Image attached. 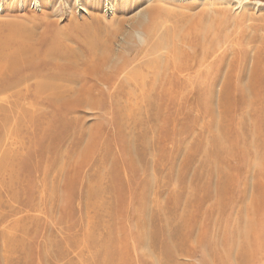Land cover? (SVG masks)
<instances>
[{
    "label": "rangeland",
    "instance_id": "1",
    "mask_svg": "<svg viewBox=\"0 0 264 264\" xmlns=\"http://www.w3.org/2000/svg\"><path fill=\"white\" fill-rule=\"evenodd\" d=\"M109 1L0 0L1 41L143 67L0 99V264L264 263V0Z\"/></svg>",
    "mask_w": 264,
    "mask_h": 264
},
{
    "label": "bare ground",
    "instance_id": "2",
    "mask_svg": "<svg viewBox=\"0 0 264 264\" xmlns=\"http://www.w3.org/2000/svg\"><path fill=\"white\" fill-rule=\"evenodd\" d=\"M244 2H245V0H244ZM34 5H37V6L39 5L38 4V0H34ZM105 6H106V8H107L108 11L111 10V7L112 6H111V3H110L109 0H106V5ZM8 34H9V36L6 37L5 40L4 39L2 41L0 40V44H1L0 45V99L1 98H9L10 99V97H12L14 99L15 98H18L19 99V98H22V97L29 96V94H31L32 96H39V95H42V94L43 95H45V94L48 95V92H50V93L51 92H54L56 94L58 92V89H60V92H61L63 90V87L64 86H67L66 84L64 86L58 85V83H59L58 81H60V80L63 81V79L66 78V74L64 73V71L66 69L64 68V65H63L64 64L63 63V60L66 61V59L69 60V61H72V63L74 62L73 64H75V65H70V67H72L74 70H77L79 74L84 73L87 78H90L91 77V80H92V78H94L93 80H95V79H97L98 76H100V80H99L100 83L101 82H106V83L114 82L116 80H122V78H124V80L125 79H132L133 81H135L138 78H140V79L143 78V72H142L143 71V67H142L141 63H139V65H134V66L130 67V63L127 62L124 59L125 61H123L121 64L116 65L115 68L111 72L108 73L107 71L101 69L102 65L104 63H106L107 61L104 62L105 60H100V56H99L98 62H97L96 59L95 58H92V56H91V54L94 55L95 53L94 54L91 53L87 57L84 56V58H81V56H80V59H77L76 56H75L76 52L72 51L73 48L70 47V46L67 47V43H66L67 36L62 35V34L57 33V32L55 33V35H56L55 39H47L46 37H44L42 39V41H44L46 43V46L43 47V48H41V49L39 47V46H41L39 44L40 41L37 42L38 37L35 36V32L32 29H23V30H19V31H16L15 30V33L12 32V33H8ZM42 35H44V33H42ZM86 44H88V43H86ZM78 48H80V47H78ZM96 49H98V48L95 47V50ZM91 51H93V50H90V52ZM96 52H98V51H96ZM119 60H121V59H119ZM75 62H77V63H75ZM140 67H142L141 68L142 70H140V71H138L137 69L135 70V68H138L139 69ZM110 68H112V67H110ZM102 71L105 73V75L102 73ZM65 72H67V71H65ZM69 73H70V71H69ZM258 75H259L258 77L256 75H254L253 77H251L250 79H248L247 80V83H245V84L246 85H249L250 88L252 87L253 90H255V91L256 90L257 91H262L263 88H264V84H263L264 72L263 73H258ZM99 82H96V84L99 83ZM134 83L137 84L136 82H134ZM70 85H71V83H70ZM75 85H77V84H75ZM81 85H83V84H81ZM246 85H245V87H242V89H241L242 95L244 97H245V92L247 90ZM48 87H49V90L46 93ZM89 88H87L88 91H89ZM80 90H82V89H80ZM50 93H49V95H50ZM74 93H77V91H75ZM101 93H103V91ZM93 95H94V93H93ZM51 96H53V95H51ZM54 97H56V95ZM64 97H65V95H64ZM21 101H23V100H21ZM21 101H20V103H21ZM245 102H248V100L245 101ZM76 103H75V105H77ZM69 105H70V103H69ZM75 105H73V106H75ZM52 106H54V105H52ZM55 106H56V104H55ZM11 107H13V106L11 105ZM23 107H24V105H23ZM61 107H63V106H61ZM35 109H37V108H35ZM20 110H22V109L20 108ZM55 110H56V108H55ZM59 110H60V108H59ZM56 111L58 112V110H56ZM61 112H58V113H61ZM63 113H64V110H63ZM15 114H16V112H15ZM252 115H253V113H252ZM13 117H15V116H13ZM252 123H253V130L250 132V137L254 133L252 140L254 142H257V139L258 138H256V136L259 135V134H261L262 132H264V119L261 118V117L260 118H254ZM243 137L246 138L247 135L244 134ZM262 264H264V263H262Z\"/></svg>",
    "mask_w": 264,
    "mask_h": 264
}]
</instances>
